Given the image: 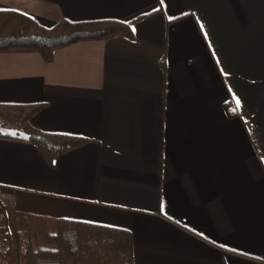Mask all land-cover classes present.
I'll list each match as a JSON object with an SVG mask.
<instances>
[{
    "label": "crops",
    "instance_id": "obj_1",
    "mask_svg": "<svg viewBox=\"0 0 264 264\" xmlns=\"http://www.w3.org/2000/svg\"><path fill=\"white\" fill-rule=\"evenodd\" d=\"M0 9L44 27L130 28L49 60L0 51V104L40 103L33 128L85 139L48 164L33 144L0 135V264H18L19 216L33 228L64 218L127 230L133 264H264V0Z\"/></svg>",
    "mask_w": 264,
    "mask_h": 264
},
{
    "label": "trees",
    "instance_id": "obj_2",
    "mask_svg": "<svg viewBox=\"0 0 264 264\" xmlns=\"http://www.w3.org/2000/svg\"><path fill=\"white\" fill-rule=\"evenodd\" d=\"M130 35L129 23L116 20L69 22L61 19L50 27L38 24L29 15L0 9V51L34 50L49 60L54 50L68 44L93 39ZM42 106L0 104V125L16 133L1 136L27 141L51 164L53 158L85 142L84 138L42 132L29 118ZM18 264H133L130 232L121 228L58 218L44 245L34 247L27 219L19 216L15 232Z\"/></svg>",
    "mask_w": 264,
    "mask_h": 264
},
{
    "label": "rangeland",
    "instance_id": "obj_3",
    "mask_svg": "<svg viewBox=\"0 0 264 264\" xmlns=\"http://www.w3.org/2000/svg\"><path fill=\"white\" fill-rule=\"evenodd\" d=\"M0 132H8V133H16L14 129H5L1 127L0 125ZM35 226L34 228L29 225V229L31 232L32 236V242L34 247L38 246H43L44 245V240H45V235L47 233L53 232L54 226L51 224V222H41L40 220L37 221L36 223H33Z\"/></svg>",
    "mask_w": 264,
    "mask_h": 264
},
{
    "label": "snow or ice",
    "instance_id": "obj_4",
    "mask_svg": "<svg viewBox=\"0 0 264 264\" xmlns=\"http://www.w3.org/2000/svg\"><path fill=\"white\" fill-rule=\"evenodd\" d=\"M236 106H237V108H239V106H240V101L238 99L236 100Z\"/></svg>",
    "mask_w": 264,
    "mask_h": 264
},
{
    "label": "built area",
    "instance_id": "obj_5",
    "mask_svg": "<svg viewBox=\"0 0 264 264\" xmlns=\"http://www.w3.org/2000/svg\"><path fill=\"white\" fill-rule=\"evenodd\" d=\"M0 226H1V224H0Z\"/></svg>",
    "mask_w": 264,
    "mask_h": 264
}]
</instances>
